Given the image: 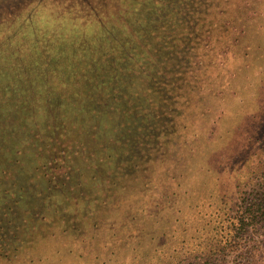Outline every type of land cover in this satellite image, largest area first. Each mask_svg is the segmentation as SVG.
<instances>
[{"label":"rangeland","instance_id":"1","mask_svg":"<svg viewBox=\"0 0 264 264\" xmlns=\"http://www.w3.org/2000/svg\"><path fill=\"white\" fill-rule=\"evenodd\" d=\"M82 1L0 0V126L19 116L0 130V264H264V214L247 219L238 247L218 251L228 243L229 215L244 216L234 204L240 190L264 184V0L190 1L173 83L157 86L152 105L129 103L139 120L120 114L137 129L90 128L95 145H78V127L51 132L42 120L46 88L57 80L51 57L66 46L47 44L51 34L25 21L35 12L56 18L61 31L65 7L79 10ZM86 1L102 21L124 2ZM26 49L40 61L24 62ZM24 89L14 111V91ZM152 113L157 126H149Z\"/></svg>","mask_w":264,"mask_h":264},{"label":"trees","instance_id":"2","mask_svg":"<svg viewBox=\"0 0 264 264\" xmlns=\"http://www.w3.org/2000/svg\"><path fill=\"white\" fill-rule=\"evenodd\" d=\"M190 1L192 0H124L119 9L118 7L109 8L108 12L111 14L106 13V15L108 18L111 16L110 21H102L103 18L94 19V15L95 12L98 15L103 11L97 10L96 5H91L83 0L82 2L87 5L80 7L79 10L73 5L65 7L64 14H67L65 15L68 17L67 21L70 20L67 25L61 26V31L67 34L63 33L58 38L54 33L61 35L62 32L57 31L56 22L58 20L56 18L49 17L50 20L44 21V17L33 18L35 12L28 15L25 21L29 20L31 24L39 25L34 29L44 28L39 35L51 34L50 39L46 41L47 44L51 43L57 46L60 43V45L66 46V50L64 49L66 52L62 55L51 57L52 63H55L56 60L59 61L58 68H55L53 64V67H49L50 69L54 68L49 70L50 78L55 76L57 80H51V87L46 88V96L49 97V100L44 103L42 120L48 119L51 132L61 128V132L71 133L76 130L75 127H78L77 136L80 137L78 145H89L90 143L95 145L99 139L91 141L89 129L97 128V123L105 125L110 133L119 129H137L133 125L127 127L125 118H119L120 114H127L132 122L139 120V117L135 119L127 113V107L129 110L132 108L133 112L137 111V108L129 106V103L142 100L144 103L152 105L154 101L152 95L157 86L165 85L167 82L173 83L176 54L182 49L179 45L182 37L178 35L180 21L184 20L181 18V12L192 16V7L186 8ZM212 4L211 2L209 6ZM68 9L74 12V16L77 18H82V21L73 22L70 18L72 17L71 11H67ZM38 13L39 9L36 10V14ZM210 14L208 13V16ZM60 18L63 19L62 16ZM23 28H19L20 31ZM39 42L42 44L45 40L40 39ZM31 43L38 44L37 40L31 41ZM28 51L27 49L22 51L24 62L32 64L40 61V53L36 56V50L32 55L28 54ZM14 59L17 60L15 56ZM38 70V68L34 69L37 75L40 74L37 72ZM172 74L174 75L171 76ZM36 90L37 96L38 93L40 96L43 95L42 89L36 88ZM16 94L17 91H14V111H19L23 105L21 103L26 94L25 89L21 92V96L16 97ZM112 108L115 112L106 115L107 109L111 111ZM136 114V116H140L139 111ZM150 114L151 112H147L145 116L149 117ZM152 114L154 120L150 121L149 126L159 125L157 122L160 121L159 117L157 118L155 113ZM18 117H14V120L8 124L4 123L3 126H0V130L5 131L9 125L11 127L12 124L15 125ZM112 117L119 120H114V122ZM142 117L144 118V115ZM90 120L95 123L92 125L93 127L88 125ZM20 121L23 124H28L24 117H21L18 122ZM137 127L140 128V126ZM260 185L262 186H258V183L247 182L245 188L251 189L255 186L257 188H253L251 193L243 191V189L240 190V194L243 192V195L242 197L239 195V202L234 204L244 216L229 215L227 219L228 243L218 251L238 247L240 241H235L234 238H239V234L248 224L247 219L264 214V198L258 195L261 191L264 192V184ZM11 225L10 238L14 239V218ZM232 230L236 235H229ZM198 248L194 247L193 250ZM188 250L189 248H187V252H189ZM188 255L192 257L193 253H188ZM187 262L188 259H186ZM190 263L215 264L207 261L204 263L189 261Z\"/></svg>","mask_w":264,"mask_h":264}]
</instances>
